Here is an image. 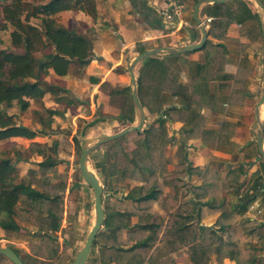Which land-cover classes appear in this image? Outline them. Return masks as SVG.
<instances>
[{
  "label": "trees",
  "instance_id": "trees-1",
  "mask_svg": "<svg viewBox=\"0 0 264 264\" xmlns=\"http://www.w3.org/2000/svg\"><path fill=\"white\" fill-rule=\"evenodd\" d=\"M261 1L264 3L263 0ZM197 3L198 0L194 4ZM231 3L234 5L232 6ZM208 7L212 9L208 14L214 18L209 29L211 38L223 41L233 24H243L253 19L259 26L255 25L254 28L249 29L247 36L252 42L259 39L260 33L261 40L264 41L260 15L252 14L249 3L245 0H228L223 4L214 3ZM0 8L4 20V23L0 25V31L8 32L12 29L10 47L0 48V142L15 138L34 140L43 132L20 125L17 116L9 114L7 110L16 107L24 113L30 109L34 101L43 100L46 97H50L57 105L71 107L75 103L83 104L79 100L68 99L69 87L62 86L58 81L72 76L80 80H89L92 84L97 83V79L88 77L86 71L88 66L98 59L93 52L88 33L67 28L57 18L63 12H81L96 20L98 16L96 0H0ZM201 50L207 52V61L199 67L198 75L187 84H178V80L170 74L160 58L152 57L145 61L137 77L138 96L144 109H149L150 97L155 87H161L170 96L190 94L204 97L208 95L203 90L204 86L206 87L209 81L222 76L228 50L225 44L214 43L209 38ZM143 53L145 52L140 50L139 54ZM251 75V70L240 68L233 77L223 76L226 81L232 82L225 86L232 91L229 96L230 103L243 104L244 99L250 95L247 82ZM108 95L110 105L121 110L118 119L125 125H134L137 116L131 86L124 89L113 88ZM159 111V126H149L136 132L145 136V143H138L131 158L119 146L121 141L126 140L127 136H124L108 143L111 148L105 160L109 162L108 167L113 175L120 168L125 175L128 174L129 178L146 183L134 188L126 196L128 200L139 205L146 204L149 207L158 205L163 213L165 211V216L159 210L140 214L142 215L140 216L126 205L116 207L111 205L104 209L105 232L100 230L92 248L94 249L97 244L104 241L101 247L102 258H108L115 264H172L170 259L172 253L178 251L184 243L190 242L195 264H208L212 252H216L219 259L223 257L222 236L216 231L200 227L194 229L189 225L193 215L208 204H196L192 199L190 202L183 201L180 204L182 199H189L191 193L182 195L181 198L182 186L176 185L179 178L162 182V186L171 188L170 192L166 193L161 185L154 183L156 165L168 144L179 143L169 136L168 121L186 124L184 141L199 138L205 145L227 144L228 140L235 135L236 125L224 122L220 130H207L204 117L199 114L192 115L190 110L185 112L183 106H171ZM49 114L51 117H64V114L58 110H50ZM35 146L38 154L45 158L39 163L41 169L44 172L54 170L58 160L47 152V146H41L38 143H35ZM144 147L148 149V156L144 153ZM51 149L55 154L57 142ZM97 151L92 157V166L99 174H102L104 163L98 161ZM156 153L158 159L155 158ZM166 163L168 161H160L158 167L165 170ZM16 174L17 169L13 162L10 159L0 158V228L10 236L22 237L19 232L17 210L21 203L25 204L30 208L27 213L36 217L35 225L43 239L39 250L36 251L37 258L29 256L28 261H25L17 250L9 248L21 258L23 264H53L48 255H42L41 252L44 247L48 248L52 243L49 234L57 233L61 229L63 209L61 194L58 191L63 192L65 187L60 185L55 189L56 192L39 191L35 188L31 177L29 182L25 179L17 182ZM169 174L171 173L168 172ZM143 192L147 193L143 194ZM197 197L201 196L197 195ZM255 200V196H248L242 200V204L235 206L234 210L243 215ZM187 205H192L194 210L193 215L185 217ZM135 216H139L141 223L130 226L129 221ZM132 227L138 230L131 234L129 232ZM126 231L131 236L127 237ZM220 231L225 232L226 228L221 227ZM137 234L140 236L138 241L129 248L123 247L124 244L135 241L131 238ZM247 235L251 238L256 237L260 243H263L264 226L260 229H249ZM157 238L161 243L152 251L157 244ZM230 258L234 260V254ZM0 264L14 263L1 255Z\"/></svg>",
  "mask_w": 264,
  "mask_h": 264
},
{
  "label": "rangeland",
  "instance_id": "rangeland-1",
  "mask_svg": "<svg viewBox=\"0 0 264 264\" xmlns=\"http://www.w3.org/2000/svg\"><path fill=\"white\" fill-rule=\"evenodd\" d=\"M187 3V0H185ZM249 6L254 10V13L260 15L261 22H264V12L257 6L254 0H248ZM97 4V2H96ZM264 4V3H263ZM233 6L234 4L231 3ZM195 4L190 12L193 14ZM205 8V7H204ZM207 11V10H206ZM205 12V10H204ZM73 14H83L76 13ZM58 21L65 27L77 29L81 32L90 33L86 30L85 22L81 19H70L66 15H59ZM191 21V18L189 17ZM4 23L2 9L0 8V25ZM258 25L256 20H248L242 24L240 32L243 37L248 40V30ZM10 29L8 32L0 31V48L10 47ZM236 44L237 55L247 56L246 58L238 56L242 64L247 60L252 71L253 80L249 78L248 91L251 99H249L248 112L245 117H241L242 139L233 141L232 136L227 144L222 145H204L206 147H198L194 144L188 145V141L184 140L183 127L179 135L175 131L170 130L169 136L179 143L172 142L163 149L159 159L156 153L155 158L158 159L157 168L160 161L166 162L165 170L156 168L155 184L162 186V182L176 180L179 178L176 185L182 186V195L191 193L187 202L192 199L194 203H206L198 213L193 215V206L187 205L185 217L193 215V219L189 225L196 228H205L216 231L222 236L223 257L219 259L216 252L210 254L208 264H262L264 262V242L260 243L256 237L251 238L247 235L249 229L261 228L264 226V158L259 153L257 142V132L259 125L256 121L255 109L257 103L264 90L263 82V62L262 49L263 41L259 33V39L250 41V51L244 50L245 44ZM234 49L232 48V51ZM242 50V51H241ZM251 57V58H249ZM244 58V59H243ZM253 62V63H252ZM121 70L129 72V66L119 67L115 70L117 78L122 73ZM255 72V73H254ZM129 77L130 74L128 73ZM131 78V77H129ZM59 84L64 87H69L70 93L68 99L79 100L83 104L75 103L68 107L63 104H54L50 97L43 100L34 101L27 112H20L16 107L8 109L9 114H15L18 123L26 126L37 132H43L34 140L26 139H10L0 142V158L10 159L17 169V182L25 179L29 182L30 177L33 179L35 188L39 191L56 192V188L60 185L64 186V191H58L61 194L63 219L61 229L57 233H50L49 237L52 240L48 248H43L42 255L46 254L53 264H72L78 254L83 250L91 229L96 222L95 213V193L92 188L83 179L80 171V158L86 146H91L96 140L106 135L116 134L130 125L123 124L118 118L121 110L110 105V98L102 100L98 94L94 97V86H90L87 80H80L72 76L59 79ZM120 81V80H119ZM131 83L128 79L127 83ZM122 83L115 82L106 83L102 87L103 93L108 95V92L113 88H120ZM109 96V95H108ZM155 109V113L148 116L142 128L149 126L160 125V113ZM225 110V107H222ZM50 110H58L64 114V117L54 116L49 114ZM137 116V115H136ZM225 116V115H224ZM230 114H228V117ZM238 116V115H233ZM261 121L264 125V106L261 108ZM223 119H226L223 117ZM137 121V120H136ZM148 121V123H147ZM136 123V122H135ZM146 125V127H145ZM47 134V135H46ZM143 135L136 132L128 134L126 140L121 141L120 149L129 155L133 156L139 142L145 143ZM180 138V140L178 139ZM202 140V139H201ZM57 142L56 153H52V146ZM35 143L41 146H47V152L51 153L57 160L58 164L54 170L44 172L39 163L44 161V157L36 151ZM184 145L181 147V145ZM111 148L110 145L102 146L97 151V159L104 163V171L99 174L92 166V160L89 163L90 170L96 173L104 188L103 207L106 209L111 205L121 206L126 205L133 212L146 214L148 212H157L159 210L165 216L160 206L139 205L132 200H128L126 196L134 189L146 183H141L132 178H129L119 171L113 175L109 170L105 160L106 154ZM96 151L93 153L95 155ZM144 153L148 156V149L144 147ZM168 172L171 173L168 175ZM127 176V177H126ZM152 183V184H154ZM41 184V185H40ZM151 184V185H152ZM150 185V183H149ZM148 185V186H149ZM166 192L171 188L162 186ZM148 192V191H147ZM143 192V194L147 193ZM197 195L201 197L198 198ZM248 196H255L256 200L249 205L245 214L236 213L235 206L242 204V200ZM121 210L122 208H118ZM17 221L20 225V233L22 237L15 238L0 228V248L11 247L18 251L20 257L28 261V257L37 258L36 251L39 250V245L43 241L41 234L38 233L36 217L29 215L27 212L30 208L21 203L18 206ZM128 211V210H127ZM201 218H200V216ZM142 216V215H140ZM136 222L129 221L130 226H136L141 223L139 216H135ZM170 215L167 216V223ZM186 222V220H185ZM226 228L225 232H221L220 228ZM138 229L131 228L129 233H135ZM105 232V229H102ZM128 237L129 234L125 232ZM128 233V234H127ZM162 237V236H161ZM208 237L206 236V239ZM130 243L123 245L125 248L131 247L134 242L140 239L137 234L133 236ZM152 251L160 245L158 242ZM188 240V239H187ZM224 243V244H223ZM104 241L97 244L92 249L90 255H95L96 252L101 255V247ZM52 248V249H51ZM236 253V255H235ZM235 256L234 260L230 258ZM191 249V243L186 242L172 253L170 259L172 264H195ZM149 264V263H148Z\"/></svg>",
  "mask_w": 264,
  "mask_h": 264
},
{
  "label": "crops",
  "instance_id": "crops-1",
  "mask_svg": "<svg viewBox=\"0 0 264 264\" xmlns=\"http://www.w3.org/2000/svg\"><path fill=\"white\" fill-rule=\"evenodd\" d=\"M195 1L187 0V3L185 2L187 12L184 18L189 23V26L184 27L182 30L175 29L166 24L145 0H96L98 11L96 20L83 14H73L72 12L61 13V15H66L70 19H74L75 17L76 21L77 19L84 21L86 30L90 33L93 52L98 60H94L88 66L86 75L97 79V83L94 84L87 80L90 86H94V97L99 94L102 100L109 98L108 95L103 93L101 87L108 82L113 84L115 82H121L122 87L119 89L132 87V80L131 83H127L128 79H131L129 78L131 75L129 77L127 76L128 73L130 74V71L126 72L121 70L122 73L117 78L115 70L119 67H130L132 61L140 55V50L147 52L157 48H179L199 43L202 38V32L193 20L194 12L190 14ZM245 1L248 2V0ZM208 6H205L201 11L200 17L202 20H206L207 17L212 18L208 14L212 9ZM250 10L252 14H256L251 6ZM241 27L242 24H233L229 28L228 34L223 41H218L210 36L208 37L214 43L221 42L225 44L228 55L222 76L216 80L209 81L208 85L206 87L204 86L205 89L203 90L207 92V96H193L190 94L170 96L161 87H155L150 97L149 109L145 108L146 120L149 119L148 116L150 114L155 113L154 108L161 110L162 108L171 106H183L185 112L190 110V114H199L204 117L205 129L207 130H220L224 122L235 124L234 131L236 136L233 141H240L242 139V119L239 116L243 115L245 117L244 119H247L248 106L246 104L249 103L250 96L253 95L247 96L243 104L230 103L229 96L232 91L230 88H225V86L232 82L226 81L223 76L233 77L238 73L240 68L253 69L249 66L247 60L242 61V64L240 60H237L241 54L237 55L236 44H240L241 48V45L245 44L246 48L244 50L248 52L252 49L251 46H248L249 40L242 36L240 32ZM209 29L210 26L208 31ZM232 48L234 49L233 51ZM241 57L246 58L247 56L241 55ZM158 58L163 61L170 74L178 80V84H187L198 75L199 67L206 63L207 52L198 50L191 53L176 56L165 55ZM143 64L138 65L135 69L136 77H138V73ZM253 76L255 75L253 74ZM253 76L251 75V78H249L253 80ZM248 84L249 81L247 82ZM222 107L226 109L223 110ZM158 112L160 113V111ZM228 114H230L229 117ZM233 115L238 116L232 117ZM223 117L226 119H223ZM185 126V123L179 121L167 122L169 133L172 130L175 131L176 135H179ZM178 139L180 140V138ZM191 144L198 147H206L199 138L190 139L188 145L190 146ZM168 192L170 190L166 191V193ZM131 222L135 223L136 218H131ZM86 264L115 263H112L108 258L100 257L99 253L96 252L95 255H89Z\"/></svg>",
  "mask_w": 264,
  "mask_h": 264
},
{
  "label": "water",
  "instance_id": "water-1",
  "mask_svg": "<svg viewBox=\"0 0 264 264\" xmlns=\"http://www.w3.org/2000/svg\"><path fill=\"white\" fill-rule=\"evenodd\" d=\"M227 0H199L198 3L195 6L194 14H193V20L194 22L199 26L201 32H202V38L201 41L197 44L182 46L179 48H157L154 50L147 51L139 56H137L131 63L129 67L131 80H132V98L135 105V111L137 115V121L134 125L128 126L122 131L113 134V135H106L94 142L91 146H86L83 150V153L80 158V171L83 179L87 182V184L92 188V190L95 193V213H96V222L91 229L89 236L87 238L86 244L83 248V250L78 254L74 264H86L87 259L92 251L93 244L96 240V237L101 229L104 228V221H105V210L103 207V193L104 188L100 182L99 177L90 170L89 163L92 160L93 153L97 151L99 148H101L103 145H106L108 143L114 142L118 139L123 138L124 136H127L128 134L139 132L142 130L145 121H146V114L145 109L140 101V98L138 96V83H137V77L135 74V69L138 65L145 63V61L148 58L152 57H160L165 55L170 56H176L181 55L185 53H191L198 50H201L209 37V25L205 20H202L200 17L202 9L210 4L218 3L223 4ZM257 6L264 12V4L261 0H254ZM262 29H263V38H264V22L262 23ZM262 62H263V82H264V41H263V49H262ZM264 106V90L263 94L260 98V101L256 105L255 109V115H256V121L259 125V129L257 132V141H258V147H259V153L264 158V125L261 121V108ZM3 255L7 257L9 260H11L14 264H23L21 258L11 249L8 247H1L0 248V256Z\"/></svg>",
  "mask_w": 264,
  "mask_h": 264
},
{
  "label": "built area",
  "instance_id": "built-area-1",
  "mask_svg": "<svg viewBox=\"0 0 264 264\" xmlns=\"http://www.w3.org/2000/svg\"><path fill=\"white\" fill-rule=\"evenodd\" d=\"M156 14L168 25L182 30L189 26L184 16L187 12L185 0H145ZM214 18L207 17L206 22L210 26Z\"/></svg>",
  "mask_w": 264,
  "mask_h": 264
}]
</instances>
